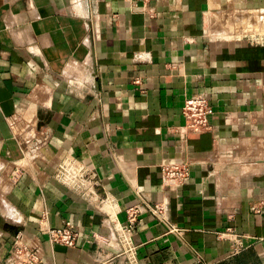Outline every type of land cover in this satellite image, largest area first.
<instances>
[{
	"label": "crops",
	"instance_id": "0c3cea01",
	"mask_svg": "<svg viewBox=\"0 0 264 264\" xmlns=\"http://www.w3.org/2000/svg\"><path fill=\"white\" fill-rule=\"evenodd\" d=\"M263 14L264 0H0V263L21 233L40 264H264ZM198 95L210 128L187 132ZM184 163L186 184L164 181ZM147 203L179 230L144 213L131 259L120 228ZM67 222L75 245L51 243Z\"/></svg>",
	"mask_w": 264,
	"mask_h": 264
},
{
	"label": "built area",
	"instance_id": "2783aa9c",
	"mask_svg": "<svg viewBox=\"0 0 264 264\" xmlns=\"http://www.w3.org/2000/svg\"><path fill=\"white\" fill-rule=\"evenodd\" d=\"M136 84H140L141 80L136 79ZM182 114L185 120V128L188 131H203L210 128V118L214 114L213 106L210 104L209 99L204 95L193 96L187 98L182 108ZM61 173L68 172L71 178L77 180V178L84 179V175L79 176L73 168H61ZM162 175L164 181L169 184L183 185L186 184L191 177L190 166L184 164H172L166 165L162 168ZM264 206V203H263ZM264 207L258 209V212H262ZM149 212L159 221L168 223L169 231L176 232L179 228L175 224H171L166 215V207L164 204H135L127 209V220L120 228L119 238L120 244L125 253L130 255V258L135 259L136 247L132 241V235L136 231L141 217L144 213ZM48 239L53 244H61L65 246H74L76 243V232L74 225L71 222H67L60 228H48ZM235 233L232 228L229 227L226 232L220 234L222 238H233ZM242 249V245L237 241L233 243V253H237ZM12 253L17 257L12 264H40L41 260L37 251L31 244L22 242V235L18 233L16 235V242L12 248ZM3 264V263H0Z\"/></svg>",
	"mask_w": 264,
	"mask_h": 264
},
{
	"label": "rangeland",
	"instance_id": "374dc122",
	"mask_svg": "<svg viewBox=\"0 0 264 264\" xmlns=\"http://www.w3.org/2000/svg\"><path fill=\"white\" fill-rule=\"evenodd\" d=\"M263 17H264V14H263ZM264 20V19H263ZM263 24H264V21H263Z\"/></svg>",
	"mask_w": 264,
	"mask_h": 264
}]
</instances>
